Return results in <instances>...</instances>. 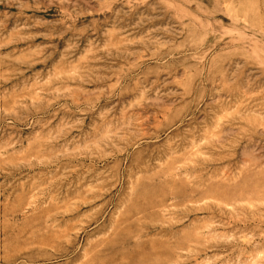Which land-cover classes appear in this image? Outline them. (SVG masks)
Returning a JSON list of instances; mask_svg holds the SVG:
<instances>
[{
  "label": "rangeland",
  "instance_id": "obj_1",
  "mask_svg": "<svg viewBox=\"0 0 264 264\" xmlns=\"http://www.w3.org/2000/svg\"><path fill=\"white\" fill-rule=\"evenodd\" d=\"M0 264H264V0H0Z\"/></svg>",
  "mask_w": 264,
  "mask_h": 264
},
{
  "label": "bare ground",
  "instance_id": "obj_2",
  "mask_svg": "<svg viewBox=\"0 0 264 264\" xmlns=\"http://www.w3.org/2000/svg\"><path fill=\"white\" fill-rule=\"evenodd\" d=\"M139 119H140V118H139ZM142 120H143V119H142ZM142 120H139V121L136 123L137 128H138V129H141V130L146 129V128L149 126L146 120H144V121H142ZM124 125H125V123H122V126H124ZM122 126H120L119 128L122 129Z\"/></svg>",
  "mask_w": 264,
  "mask_h": 264
}]
</instances>
